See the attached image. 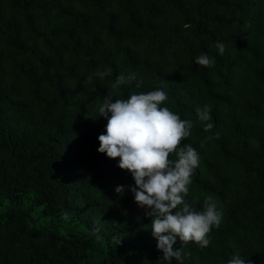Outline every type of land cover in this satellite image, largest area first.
Segmentation results:
<instances>
[{"label": "trees", "instance_id": "trees-1", "mask_svg": "<svg viewBox=\"0 0 264 264\" xmlns=\"http://www.w3.org/2000/svg\"><path fill=\"white\" fill-rule=\"evenodd\" d=\"M122 72L143 83L114 100L162 87L161 107L195 124L186 200L203 211L211 195L223 218L208 247L177 238L184 264H264V0H0V264H168L153 218L115 192L132 174L98 152Z\"/></svg>", "mask_w": 264, "mask_h": 264}, {"label": "clouds", "instance_id": "clouds-1", "mask_svg": "<svg viewBox=\"0 0 264 264\" xmlns=\"http://www.w3.org/2000/svg\"><path fill=\"white\" fill-rule=\"evenodd\" d=\"M220 55L226 50L224 43L217 41ZM199 66L211 68L215 58L203 54L195 58ZM111 70H97L95 76L103 79ZM92 77H89L91 80ZM143 81L136 72L121 73L109 86V91L98 107V114L107 119L106 131L99 135L98 152L111 159L119 158L118 167L128 170L134 185L116 186L115 192L123 195L130 190L135 202L152 217L151 231L157 240V249L163 253V260L172 264H184L182 247L175 249L177 238L183 243L196 242L208 247V234L213 226L219 228L223 212L219 201L213 196L204 200L203 211H195L187 202L189 186L194 170L199 167L200 154L190 144L181 146L192 134L195 126L191 120H182L179 114L168 107H161L167 100L162 87L147 93H133L128 99H113L122 85ZM198 121L204 131H210L214 124L210 106L197 110ZM217 137L219 134H216ZM211 139V137H209ZM175 155V159L170 156ZM248 259L234 253L227 264H246Z\"/></svg>", "mask_w": 264, "mask_h": 264}, {"label": "bare ground", "instance_id": "bare-ground-1", "mask_svg": "<svg viewBox=\"0 0 264 264\" xmlns=\"http://www.w3.org/2000/svg\"><path fill=\"white\" fill-rule=\"evenodd\" d=\"M45 213V212H44Z\"/></svg>", "mask_w": 264, "mask_h": 264}]
</instances>
